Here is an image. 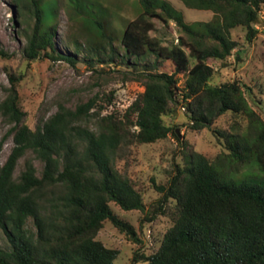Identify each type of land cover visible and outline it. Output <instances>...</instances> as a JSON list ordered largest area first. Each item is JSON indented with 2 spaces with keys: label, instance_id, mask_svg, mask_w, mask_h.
<instances>
[{
  "label": "trees",
  "instance_id": "16d2710c",
  "mask_svg": "<svg viewBox=\"0 0 264 264\" xmlns=\"http://www.w3.org/2000/svg\"><path fill=\"white\" fill-rule=\"evenodd\" d=\"M13 1L19 21L30 28L26 57L75 64V58L56 48L59 0ZM180 1L188 9L210 11L213 18L187 24L169 2L139 0L141 12L118 34L110 26L109 14L106 18L103 10L84 0H68L70 19L92 24L98 33L96 41L76 42L77 54L96 56L99 65L117 64L119 59L121 65L135 68L131 79L144 91L123 113L103 115V108L92 113L94 102L75 110L60 105L32 129L20 104L23 76H10L0 104V113L11 126L7 137L12 136L14 143L7 160L0 162V229L9 244L8 249L0 247V264H115L120 251L97 240L106 222L141 243L135 228L111 208L112 203L126 212L145 213L147 208L137 184L117 167V155L123 147L155 144L170 135L180 141L175 127L166 122L178 105L187 111L194 131L211 128L227 114L243 118L247 125L242 135L217 131L228 150L224 157L237 166L255 160L264 173V119L251 106L240 81L213 84L215 71L209 64L226 62L241 46L235 30L245 32V43L255 40L264 0ZM155 20L177 24L181 31L177 44L169 48L152 35ZM117 44L124 49L121 57ZM5 56L0 51V58ZM149 57L169 61L174 71H153L160 67L157 62L139 70L138 62L146 63ZM133 59L138 62L132 64ZM180 75H186L183 88L178 86ZM3 145L4 140L0 160ZM29 153L43 164L40 174L26 158ZM23 158L24 170L15 177ZM221 158L215 161L194 152L186 165H176L167 185L152 179L160 198L149 221L164 217L171 226L151 253L135 251L131 264H264V186L231 180Z\"/></svg>",
  "mask_w": 264,
  "mask_h": 264
},
{
  "label": "rangeland",
  "instance_id": "374dc122",
  "mask_svg": "<svg viewBox=\"0 0 264 264\" xmlns=\"http://www.w3.org/2000/svg\"><path fill=\"white\" fill-rule=\"evenodd\" d=\"M165 1L185 18L187 24L209 22L213 18V13L210 11L188 9L180 0ZM67 2L68 0H59L55 43L59 54L75 58V64L67 60L55 61L49 58L30 61L25 54L26 35L30 28L28 29L19 21L13 0H0V51L7 54L0 58V104L6 97L5 89L10 87V76H23L18 89L20 104L26 113L25 122L32 129H36L38 125L54 115L60 105L75 110L79 105L94 102L96 106L92 113L100 108L104 110L103 115L113 111L123 113L144 91L140 82L131 79L135 71L134 67L121 65L119 59H116L117 64L99 65L96 63L98 59L96 56L88 57L84 51L77 54L76 42L84 45L88 40L96 41L98 33L94 31L92 24L90 27L84 21H72L66 9ZM84 2L94 9L103 10L106 18L109 14L110 26L118 34L124 32L125 26L141 12L139 0H84ZM155 23L156 30L152 35L164 46L171 48L175 44V31L178 36L181 31L178 27L173 28L172 23L169 26L158 20H155ZM257 29L259 33L251 44L245 43V32L242 29L235 30L233 36L241 46L226 62L211 60L209 64L215 71L213 84L240 81L245 85V94L251 106L264 119V9ZM117 45V54L121 57L124 55V49ZM92 59L94 61L91 64L89 62ZM148 59L146 63H140L134 59L131 62L132 64L138 62V69L143 71L144 64L151 65L154 62H157L160 67L153 71L167 73L174 71L169 61H156L154 57ZM185 81L186 75H180L179 88L184 87ZM248 87L252 88V92ZM186 115L187 111L182 105H178L175 114L166 118L167 124L180 131V141L170 135L167 139L155 144L123 147L117 155V167L137 184L138 189L142 191L147 208L145 213L126 212L116 204H111L114 213L135 228L138 239L141 241V243H135L110 222H106L98 233L97 240L109 248L120 251L115 264H131L135 251L142 250L145 254H149L159 246V240L171 226V222L164 217L149 221L152 218V206L160 198L159 192L152 184V179L158 185H167L174 174L176 165H186L189 162V156L194 152L215 161L222 157L231 180L264 186V173L260 171L258 163L252 160L244 166H237L231 163L230 159H225L224 156L228 153L224 145L225 139L217 135V131L237 132L242 135L247 125L243 118L227 114L220 117L211 128L194 131L190 129ZM90 121L91 125L95 123V119ZM10 129L11 126L6 123L0 113V143L4 140L1 163L7 160L14 147L13 137H7ZM26 158L34 162L40 174L43 164L30 153ZM26 158L19 162L15 177L24 170ZM0 247L9 248L8 240L1 229Z\"/></svg>",
  "mask_w": 264,
  "mask_h": 264
},
{
  "label": "built area",
  "instance_id": "2783aa9c",
  "mask_svg": "<svg viewBox=\"0 0 264 264\" xmlns=\"http://www.w3.org/2000/svg\"><path fill=\"white\" fill-rule=\"evenodd\" d=\"M172 25L174 26L173 28H177V24L176 23H172ZM176 33H175V43L177 44L178 43V40H179V37H178V34H177V31H175Z\"/></svg>",
  "mask_w": 264,
  "mask_h": 264
},
{
  "label": "water",
  "instance_id": "95a60500",
  "mask_svg": "<svg viewBox=\"0 0 264 264\" xmlns=\"http://www.w3.org/2000/svg\"><path fill=\"white\" fill-rule=\"evenodd\" d=\"M177 134L181 137V135H180V131H179V130H177Z\"/></svg>",
  "mask_w": 264,
  "mask_h": 264
}]
</instances>
